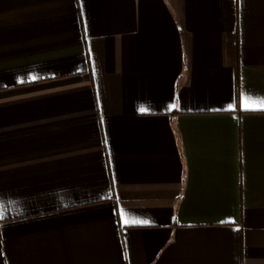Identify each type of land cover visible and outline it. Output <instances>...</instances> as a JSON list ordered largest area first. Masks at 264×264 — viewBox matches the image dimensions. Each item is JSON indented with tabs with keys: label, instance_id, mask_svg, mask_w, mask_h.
<instances>
[{
	"label": "crops",
	"instance_id": "1",
	"mask_svg": "<svg viewBox=\"0 0 264 264\" xmlns=\"http://www.w3.org/2000/svg\"><path fill=\"white\" fill-rule=\"evenodd\" d=\"M262 101L264 0H0V264H264Z\"/></svg>",
	"mask_w": 264,
	"mask_h": 264
},
{
	"label": "snow or ice",
	"instance_id": "2",
	"mask_svg": "<svg viewBox=\"0 0 264 264\" xmlns=\"http://www.w3.org/2000/svg\"><path fill=\"white\" fill-rule=\"evenodd\" d=\"M261 108L264 109V101L261 102ZM127 223V221H125Z\"/></svg>",
	"mask_w": 264,
	"mask_h": 264
}]
</instances>
